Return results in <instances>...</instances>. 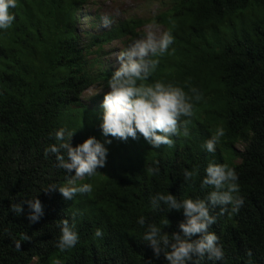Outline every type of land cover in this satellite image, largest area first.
Masks as SVG:
<instances>
[{"label": "trees", "instance_id": "obj_1", "mask_svg": "<svg viewBox=\"0 0 264 264\" xmlns=\"http://www.w3.org/2000/svg\"><path fill=\"white\" fill-rule=\"evenodd\" d=\"M89 1L16 0L12 27L0 31V264H54L57 258L62 264H168L163 252L157 257L143 241L145 228L163 227L168 219L164 231L171 235L185 217L163 206L154 209L151 198L167 192L179 199L205 198L213 190L201 188L211 162L235 168L244 205L222 215L219 207L212 209L217 219L209 231L218 235L225 260L205 256L199 264H264V0H172L151 19L167 31L172 18L175 41L145 83L187 85L189 95L196 88L204 97L191 116L181 117L186 124L172 146L159 149L142 136L126 142L103 137L104 95L93 97V105L83 101L90 88L107 87L117 69L92 55L117 40L125 49L147 22H120L84 43L76 15ZM220 126L226 134L209 153L203 145ZM61 127L76 132L73 147L90 137L112 140L105 144V167L79 182L92 183V193L72 200L44 192L68 178L55 155H45L58 143L54 133ZM241 142L243 152L236 147ZM150 167L159 173L150 174ZM184 169H198L199 175L185 183ZM36 196L44 215L33 224L26 201ZM13 203H23L22 215L10 211ZM141 216L145 227L137 223ZM73 217L79 242L60 253L57 225ZM97 228L100 238L94 236Z\"/></svg>", "mask_w": 264, "mask_h": 264}, {"label": "clouds", "instance_id": "obj_2", "mask_svg": "<svg viewBox=\"0 0 264 264\" xmlns=\"http://www.w3.org/2000/svg\"><path fill=\"white\" fill-rule=\"evenodd\" d=\"M15 7L16 0H0V31L12 27L16 17L10 9ZM102 22L105 26L109 23L107 18H102ZM168 23L171 27L159 35L153 25H148L139 38H133L125 49L117 53L119 67L109 78L108 91L103 98L100 124L103 137H113L126 142L129 138L137 140L142 136L155 149L162 145L171 147L172 137L179 135L181 128L186 124L181 121V117L191 116L194 105L204 99L196 88H191L192 95H189L184 90L187 85L181 87L162 81L145 83L159 66L158 57L167 53L174 44L172 29L175 23L172 18H169ZM75 133L67 127H61L54 133L58 143L45 150V155H55L57 166L66 171L68 178L63 186L49 185L44 192L58 191L67 200H72L77 194L92 193V183L79 182L85 177L91 179L97 175L98 169L105 167L109 154L105 144L112 143L111 139L101 142L95 137H90L73 147L72 139ZM183 134L188 135L186 128ZM225 134L222 126L217 127L203 147L207 152L215 153L216 146ZM242 143L245 148L246 143ZM147 171L150 174H158L159 168L150 167ZM204 171L201 188L207 189L210 186L213 189L205 198L179 199L170 192L157 193L151 198L150 203L154 209L159 210L163 206L168 213L175 210L182 212L185 217L179 224V231L171 235L164 231L170 223L168 219L162 221L163 227L148 223L145 228L143 241L151 246L157 257L163 252L168 264H199V260L205 256L213 262L225 260L223 245L218 235L209 231L217 219L212 214V209L219 207L221 215L240 210L244 205V198L239 194V176L235 168L215 162L209 163ZM197 175L198 169L183 170L185 183L192 181ZM26 203L29 208L27 219L33 224L39 222L44 215L41 201L36 196L28 199ZM10 211L17 216L22 215L23 203H13ZM137 223L145 227V217H139ZM57 227L60 229V235L55 247L59 252L64 253L75 248L80 239L75 217L71 222L68 219L61 220ZM102 235V229L97 228L94 236L100 238ZM24 239L27 240L28 237L25 236ZM14 245L17 251L21 250V241H14ZM54 264H62V261L57 258Z\"/></svg>", "mask_w": 264, "mask_h": 264}, {"label": "rangeland", "instance_id": "obj_3", "mask_svg": "<svg viewBox=\"0 0 264 264\" xmlns=\"http://www.w3.org/2000/svg\"><path fill=\"white\" fill-rule=\"evenodd\" d=\"M172 0H90L82 11L76 15L77 32L81 35V40L87 43L92 37L110 32L120 22L130 19H142L147 22L138 30L144 33L148 25H153L158 35L165 31V27L151 19L164 11ZM102 18H107V26L102 22ZM96 49V48H95ZM124 46L117 40L107 43L103 48L101 55H92L98 57L102 64L110 65L112 69L119 67L117 62V53L122 51ZM108 91L107 87L98 85L87 90L84 93L83 101L86 104L93 105L92 98L96 95H104ZM239 150H243L244 144H237Z\"/></svg>", "mask_w": 264, "mask_h": 264}]
</instances>
